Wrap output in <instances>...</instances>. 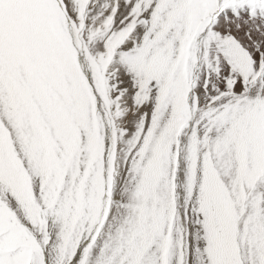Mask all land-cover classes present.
<instances>
[{"label": "snow or ice", "instance_id": "snow-or-ice-1", "mask_svg": "<svg viewBox=\"0 0 264 264\" xmlns=\"http://www.w3.org/2000/svg\"><path fill=\"white\" fill-rule=\"evenodd\" d=\"M0 264H264V0H0Z\"/></svg>", "mask_w": 264, "mask_h": 264}]
</instances>
